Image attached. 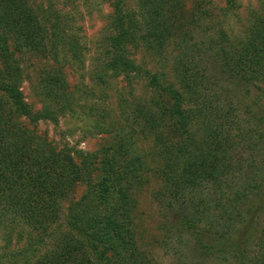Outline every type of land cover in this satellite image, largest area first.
<instances>
[{
	"label": "trees",
	"instance_id": "16d2710c",
	"mask_svg": "<svg viewBox=\"0 0 264 264\" xmlns=\"http://www.w3.org/2000/svg\"><path fill=\"white\" fill-rule=\"evenodd\" d=\"M108 1L106 59L98 79L109 74L148 80L151 97L138 113L142 132L153 138L143 155L120 137L111 158L105 152L99 158V151L72 155L24 127L19 119L36 124L74 111L63 69L65 59L79 58L80 47L69 39L67 19L53 1L39 19L28 0H0V262L155 264L143 243L137 197L153 179L154 200L174 214L173 221L163 217L159 224L158 243H165L164 231L175 230L187 235L186 246L202 254V264H264V107L249 109L255 127H245L235 107L209 102L181 58L174 69L180 89L136 63L137 52L155 55L171 38L173 22L166 15L173 0H138L137 11L125 8V0ZM11 40L56 63L51 78L44 69L42 90L52 100L58 96L61 107L34 111L25 101L23 69ZM242 53L234 60L224 52L222 73L264 96L255 80L264 68V16L255 18ZM58 77L63 88L51 92ZM258 146L262 159L244 158L243 151L259 153ZM78 181L84 194L62 207Z\"/></svg>",
	"mask_w": 264,
	"mask_h": 264
},
{
	"label": "rangeland",
	"instance_id": "374dc122",
	"mask_svg": "<svg viewBox=\"0 0 264 264\" xmlns=\"http://www.w3.org/2000/svg\"><path fill=\"white\" fill-rule=\"evenodd\" d=\"M52 1V8L58 9L67 19L69 39L76 41L80 47L79 58L65 59L67 63L63 69L65 87L73 97L71 107H74V111L58 115L56 121L42 119L36 124H29L22 119L19 121L29 132L50 143L57 151L69 150L72 155L76 152L99 151V158L104 157L103 152L111 158L112 153L117 151L120 137L133 142L130 151L143 155V151L150 148L153 138V133L142 132L141 114L138 113V108L151 97V90L146 84L148 80L145 77H112L109 74L103 77V82L98 79V73L101 72L98 66L106 59L102 48L109 34L108 23L112 11L109 1L28 0L39 19ZM125 2L124 7L128 10L139 9L138 0ZM168 7L166 17L170 16L173 22L171 38L155 55L137 52L134 58L136 63H144V69L151 74H159V78L164 74L167 81L180 89L174 69L181 58L183 68L186 67L199 82L200 91L204 90L210 95L212 101L209 102L220 101L223 107H235L240 123L248 128L255 127L249 109L256 113L259 107H264V96L250 83H240L236 77L228 78V74L222 73L220 67L223 61L227 62L222 60L224 52L234 60L243 54L255 18L264 16V0H173ZM10 48L23 69L21 91L25 101L34 111L42 107H61L58 96L52 100V94L42 90L47 74L44 69L49 72V77L53 76L56 63L29 51L14 40L10 41ZM263 73L255 76L261 88H264ZM53 86L51 92L63 88L59 77ZM257 94H260L258 99ZM2 101L5 103V100ZM4 107H9V104L5 103ZM243 153L245 159L255 156L260 160L263 157L260 148L259 153ZM94 179H99L98 174ZM149 183L137 197L143 243L153 255V261L155 264H202V254L186 246L189 241L187 235L179 237L175 230L168 232L163 228L167 236L165 243L161 239L159 245L158 240L163 237V233L158 226L165 221V217L173 221L174 214L173 211L164 210L154 200L152 193L157 189V181L152 179ZM84 191L85 184L82 181L75 182L74 190L61 202L62 207L66 208L70 202L79 199ZM199 196L202 197V192L196 198ZM187 205L186 215L191 211L188 202ZM155 237L157 239L154 241Z\"/></svg>",
	"mask_w": 264,
	"mask_h": 264
}]
</instances>
